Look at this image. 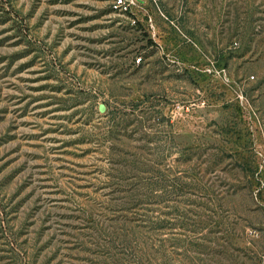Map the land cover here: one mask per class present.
Listing matches in <instances>:
<instances>
[{
  "label": "rangeland",
  "instance_id": "374dc122",
  "mask_svg": "<svg viewBox=\"0 0 264 264\" xmlns=\"http://www.w3.org/2000/svg\"><path fill=\"white\" fill-rule=\"evenodd\" d=\"M0 0V264H264V0Z\"/></svg>",
  "mask_w": 264,
  "mask_h": 264
},
{
  "label": "built area",
  "instance_id": "2783aa9c",
  "mask_svg": "<svg viewBox=\"0 0 264 264\" xmlns=\"http://www.w3.org/2000/svg\"><path fill=\"white\" fill-rule=\"evenodd\" d=\"M138 0H113L111 4L112 12L120 14L132 13Z\"/></svg>",
  "mask_w": 264,
  "mask_h": 264
}]
</instances>
